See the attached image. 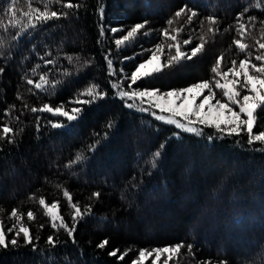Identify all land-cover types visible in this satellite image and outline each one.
<instances>
[{
  "label": "trees",
  "instance_id": "trees-1",
  "mask_svg": "<svg viewBox=\"0 0 264 264\" xmlns=\"http://www.w3.org/2000/svg\"><path fill=\"white\" fill-rule=\"evenodd\" d=\"M72 2L82 5L74 15L50 21L17 40L11 39L14 30H0L4 41L0 47L4 53L0 56V127L8 124L15 131L14 137H9L15 143L0 141V221L7 231L16 223L9 213L18 209L23 224L36 238L37 249L25 245L21 236L19 247L0 249V264H131L139 249L181 242L185 247L170 264H264V144L248 145L246 131L239 137H218L214 141L206 140L210 132L215 135L214 129L207 128L205 137L183 132L176 136L180 130L175 126L157 120L151 111L126 107L111 87L117 82L125 86L131 83L126 77L145 59L147 47L153 50L156 44H163L167 55V44L173 42L163 36L165 28L172 34L173 29L182 28L178 35L181 42L191 38L190 45H182L183 51L190 53L201 37L205 49L162 77L138 81L133 88L169 90L203 79L211 81L210 69L218 56L224 57L221 71L231 66V60L245 58L233 44L234 39L253 45L249 49L253 57L261 54L264 50L255 40L264 42V0ZM257 3L261 6L254 7ZM6 4L7 0H0V18L5 23ZM194 5L198 16L191 24L182 16L168 25L177 10ZM37 6L42 7L33 5ZM16 7L28 10L26 0H20ZM245 8L248 11L240 23L247 27L242 35L236 30V18ZM51 10L62 11L59 5ZM210 14L219 21L214 26L218 29L215 35L207 32L205 18ZM249 17L256 19L250 21ZM145 20L148 23L140 34L116 46V39ZM101 27L105 29L103 34ZM109 28L121 31L112 33ZM209 50V60L204 61L202 69H192V63L202 60ZM47 59L54 63L45 64ZM108 59L113 61L116 75L109 70ZM36 65L40 67L33 72ZM41 75L60 82L50 94L26 82L39 81ZM92 84L108 95L85 105L82 119L70 127L52 128L50 121L56 122L55 116L30 111L44 103L71 110L79 106L78 98H88L81 93ZM256 115L254 133L264 131V109ZM109 121H114L115 127L105 135ZM157 150L162 154L152 167V155ZM77 153L86 159L68 167ZM65 189L79 206L92 207V215L76 226L75 243L62 229L51 228L50 218L38 203L40 197L48 203L59 200L60 214L71 227L73 210L63 197ZM96 192L101 194L99 198L92 197ZM29 210L35 216L32 221L27 219ZM13 235L8 234V239ZM50 235L59 241L54 249L47 243ZM104 239H108V245L98 248ZM187 245L192 246L191 254ZM114 249H119L118 255L131 251L119 261L108 254Z\"/></svg>",
  "mask_w": 264,
  "mask_h": 264
},
{
  "label": "snow or ice",
  "instance_id": "snow-or-ice-1",
  "mask_svg": "<svg viewBox=\"0 0 264 264\" xmlns=\"http://www.w3.org/2000/svg\"><path fill=\"white\" fill-rule=\"evenodd\" d=\"M19 2L20 0H7V4L3 9V15L7 17V23L4 22L3 18H0V30L4 32L14 30V34L11 36L12 40H17L50 21L68 18L70 15L75 14L74 10L82 6L79 3H73L72 0H66V2L65 0H26L28 10L23 11L16 7ZM34 4H40L42 7H33ZM55 5H59L62 11L51 10ZM260 6V3L254 5V7ZM195 7V5L193 8H188L187 6L181 7L174 13V18H170L167 21L168 25L171 26L175 18L182 16H186V22L191 24L194 18L198 16ZM99 11L100 15L103 16V7ZM247 11L248 9L245 8L244 12L239 13L236 18V30L237 32H241L242 35L243 30L247 26L244 23H240V20ZM18 12L19 19L17 18ZM248 19L254 21L256 18L249 17ZM205 20L208 23L207 32L215 35L218 32V29L214 27L219 23L217 17L214 14H210ZM147 23L145 20L143 23L135 24L126 32V35L115 40L116 46L119 48L129 40L134 39L141 33V30L145 28ZM203 23L204 21H201L202 25ZM107 31L117 33L121 29L109 28ZM172 31L175 34H172L167 28L162 30L163 36L173 42L167 44V55L165 53V46L163 44H156L154 49L150 50L148 58L139 63L135 67V70L130 73V76L126 77L131 83H128L126 86L124 82H117L111 85L116 90L114 94L121 101L126 102V107H139V110L143 112L151 111V114L157 120L174 125L176 129L180 130L174 134L176 136H179L183 132L205 137V129L207 128L214 129L215 135L210 132L205 137L206 140L214 141L218 137H239L246 131L248 145H252L255 142L264 144V131L254 133V127L257 124L256 114L258 110L264 109V52L253 57L252 52L249 50L253 45L242 42V39H234L233 44L245 58L240 59L238 62L236 59L231 60V66L226 71H221L220 68L224 57L223 55L218 56L214 66L210 69V72L213 74L211 81L203 79L187 87L172 88L168 91H162L157 88H133V85L138 81L149 82L162 77L167 71L174 70L191 61L205 49L206 42L201 37V41L195 47H191L190 53L183 51L182 45H190L192 43L191 38L181 42L178 40V35L182 31V28H176ZM104 32L105 29L101 27V34ZM143 34L149 35V33ZM248 35L250 36L251 34ZM261 38H264V30L261 31ZM252 39L255 40V37H252ZM255 43L260 50H264V42L255 40ZM3 45L4 41L0 39V47H3ZM173 49L174 54H172ZM2 55L4 53L0 52V56ZM162 57H166L163 62ZM67 58L69 61L72 60L71 56ZM253 60L256 62H253ZM44 63L52 64L54 61L47 59ZM87 63H90V61ZM107 63L109 70L113 75H116V72L113 70V61L108 59ZM39 67L40 65H36L32 71L36 72ZM0 72H3L2 68H0ZM217 77H220V79ZM221 79H223V83ZM26 82L28 85H33L35 89L44 91L46 94H50L51 89L56 88L60 83L59 81H49L44 75L39 77V81L27 79ZM215 90L222 92L223 97L227 98L228 102H221V99H215ZM81 95H86L88 98L84 100L78 98L76 103L79 106L73 107L71 110H66L63 105L53 107L48 103H44L40 108L32 107L30 111L33 113H50L55 116L56 122L50 121L52 128L70 127L73 122L82 119L85 105L104 99L108 93L101 89L99 85L92 84ZM214 99L215 103H213ZM144 104L148 106L140 107V105ZM234 106L238 107L239 110H235ZM157 112L160 114H157ZM113 127H115L114 121L107 122L105 135ZM0 132H2L0 141L7 140L8 143H15L14 138H9L10 135L13 137L15 135V131L11 126L4 124L0 127ZM163 147L164 145H161V148ZM161 154L160 150L153 153L150 166H156ZM85 159V155L77 153L74 159L69 162L68 167H71L72 164H80ZM100 195L99 192H96L92 194V197L99 198ZM63 197L67 199L69 207L73 210L71 219L74 223L71 227L65 222L63 215L60 214L59 200L48 203L45 197H40L38 203L45 210L44 215L50 218L51 228L57 231L62 229L67 233L68 237L72 238V242L75 243L74 233L76 226L78 223L83 222L86 216L92 215V207L90 204L84 207L79 206V202L73 201V197L67 189L63 190ZM26 215L29 221L35 218L32 210H29ZM9 218L16 220V223L5 231L4 223L0 221V249H7L9 246L13 248L19 247V238L23 236L24 244L30 245L33 250H37L34 243L36 238L31 233V230L23 224V215L19 213L18 209L13 208L9 213ZM17 225L19 226L17 227ZM40 227H43V225H40ZM10 233H14V235L9 240L8 234ZM47 243L50 248L54 249L59 241L50 235L47 238ZM108 243V239H104L97 247L104 249ZM184 247V243L181 242L175 245L154 247L151 250L142 248L138 250V256L132 260L131 264H146V261L149 259L151 260V264H161V262L162 264H170L174 258L179 257L180 251ZM187 248L189 254H191L192 246L187 245ZM130 251L131 249H127L118 255L119 249H114L108 254L109 256L117 257L119 261H123ZM201 264H211V262H201ZM222 264H226V262H222Z\"/></svg>",
  "mask_w": 264,
  "mask_h": 264
},
{
  "label": "rangeland",
  "instance_id": "rangeland-1",
  "mask_svg": "<svg viewBox=\"0 0 264 264\" xmlns=\"http://www.w3.org/2000/svg\"><path fill=\"white\" fill-rule=\"evenodd\" d=\"M147 50H149V51H147V53L146 54H144V60H146L147 58H148V56L150 55V50H151V47L149 46V47H147ZM210 54H211V52H210V50L206 53V55L203 57V59L202 60H199V61H196L194 64L192 63V69L193 68H195L194 70H201L202 69V67H203V65H204V61H206L207 59L209 60V56H210ZM143 60V61H144ZM190 71V70H189ZM242 79V78H241ZM196 82H198V81H196ZM196 82H193V83H196ZM221 82L223 83L224 81L223 80H221ZM190 85V84H189ZM189 85H187V86H189ZM187 86H184V87H187ZM181 88V87H180ZM162 91H168V90H162ZM216 91V97H215V99H221V102H228L227 101V98H225V97H223V94H222V92H220L219 90H215ZM205 94H207L206 92H205ZM215 99L213 100V103H215ZM235 107V106H234ZM235 110H239L238 109V107H235ZM157 114H160L159 112H157ZM166 115V114H165ZM242 118H244V117H242ZM160 121V120H159ZM162 122V121H161ZM164 123V122H163ZM170 125V124H169ZM174 126V125H173Z\"/></svg>",
  "mask_w": 264,
  "mask_h": 264
}]
</instances>
